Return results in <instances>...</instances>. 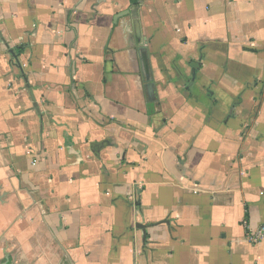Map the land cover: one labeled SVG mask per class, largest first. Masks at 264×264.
Segmentation results:
<instances>
[{
  "label": "crops",
  "instance_id": "obj_1",
  "mask_svg": "<svg viewBox=\"0 0 264 264\" xmlns=\"http://www.w3.org/2000/svg\"><path fill=\"white\" fill-rule=\"evenodd\" d=\"M0 160L72 264H264V0H0Z\"/></svg>",
  "mask_w": 264,
  "mask_h": 264
},
{
  "label": "water",
  "instance_id": "obj_2",
  "mask_svg": "<svg viewBox=\"0 0 264 264\" xmlns=\"http://www.w3.org/2000/svg\"><path fill=\"white\" fill-rule=\"evenodd\" d=\"M0 264H72L1 160Z\"/></svg>",
  "mask_w": 264,
  "mask_h": 264
},
{
  "label": "built area",
  "instance_id": "obj_3",
  "mask_svg": "<svg viewBox=\"0 0 264 264\" xmlns=\"http://www.w3.org/2000/svg\"><path fill=\"white\" fill-rule=\"evenodd\" d=\"M263 238H264V225L260 226V228L255 232L250 231V234L248 236V241L250 243L256 244L257 242H259Z\"/></svg>",
  "mask_w": 264,
  "mask_h": 264
},
{
  "label": "trees",
  "instance_id": "obj_4",
  "mask_svg": "<svg viewBox=\"0 0 264 264\" xmlns=\"http://www.w3.org/2000/svg\"><path fill=\"white\" fill-rule=\"evenodd\" d=\"M134 2V1H133Z\"/></svg>",
  "mask_w": 264,
  "mask_h": 264
}]
</instances>
